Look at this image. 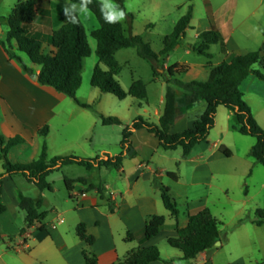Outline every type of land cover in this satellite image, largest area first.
<instances>
[{
  "label": "rangeland",
  "instance_id": "rangeland-1",
  "mask_svg": "<svg viewBox=\"0 0 264 264\" xmlns=\"http://www.w3.org/2000/svg\"><path fill=\"white\" fill-rule=\"evenodd\" d=\"M18 1L22 0H0L1 40H5L4 34L6 31V23L3 20ZM50 1L52 4L49 1L39 0L37 19L29 28L32 34H37L44 41L42 47L44 54L51 51L48 46V37L53 28L60 23L59 11L54 10L52 5H57L63 9L66 3L73 4L67 0ZM97 1L100 2V0ZM122 1L126 16L120 22L125 36L142 37L143 41L150 46L155 54L161 51L163 39L172 32L179 18L191 8L192 20L190 27L180 45L169 54L167 59L160 58L159 62L154 65L163 74L166 70L164 67L165 61L168 65L186 63L191 69L188 74L179 78L183 83L202 81L203 79V71L200 65L206 59L192 51L187 53V49L191 50L190 47L193 44L192 33L194 29H204L200 22L202 18L206 17L211 21L213 15L219 12L216 17H223L225 20L232 18V26L238 25L233 29L230 36L231 42L226 47L229 58L235 55L256 52L264 45V0ZM208 2L211 6L208 5ZM113 3L118 5L116 0H113ZM230 8L233 9L234 16L226 13L232 11ZM49 9L53 10L47 13L46 11ZM78 18L84 27L91 53L84 60L81 74L82 81L75 98L92 105L93 110H83L72 99L63 96V99L59 101L58 106L53 110L54 116L47 123L49 127L48 136L42 138L35 135L31 143L25 144L24 141L10 149L7 159L11 164H27L35 161L44 142L50 158L63 155L100 158L103 155L102 151H106V154L109 155L118 154L123 127L102 126L96 113L106 117H116L121 120L123 126L130 125L137 117H142L151 123L155 122L154 118H147L148 116L144 110L150 113L151 106L158 104L160 96L163 95L164 87L161 86V81L152 80L151 63L140 58L135 48L121 49L115 54L116 61L121 67V71L116 77L121 89L127 92L132 81L141 80L146 85V100H137L128 96L120 101L113 95L100 93L90 85L93 69L96 65L101 70L107 71V68L99 63L95 55L96 42L90 37V33L98 29L99 25L89 10L80 13ZM219 46L214 45L209 49V53L212 55L211 60L214 63L221 60L220 54L222 53L219 54V52L224 50L220 46L219 51ZM12 52L21 59L26 67L31 65L24 54L17 51ZM158 71L157 73H159ZM243 88L245 89V97L251 103L260 124L258 121L256 122L264 129V81L257 79L252 84L245 83ZM3 115L2 108V110L0 109V123L3 122V125L0 128V135L4 138V135L9 131L6 122L3 120ZM182 125L183 122L181 121L178 129ZM211 139L209 147L212 148L215 158L211 164L214 172L212 184L210 186H197L194 189L187 187L185 184L187 176L182 168V170L180 169L182 183L173 186L172 194L173 197H176L174 199L180 211H183L187 197L194 200L206 197L207 208L218 221L220 231L218 244L210 249L212 253H215L213 262L210 255L206 256L204 253L194 260L184 261L180 255H177L180 252L169 247L166 242H160L158 246L160 255L163 259L171 257V259L165 261L166 264L173 262L175 264H264V228L255 224V221L264 223V219L256 216L257 211L264 213V167L256 164L250 155L255 139L242 136L235 131L228 132L224 137V142L230 149V157L220 155L218 149L212 146L215 139H217L215 131L211 132ZM206 155H209V153L206 152ZM158 161L162 167H169L176 172L177 167L167 161L165 156L162 157L161 155ZM1 167L2 163L0 162V172L3 170ZM116 175L117 172L110 168L100 169V171H86L78 166L65 167L59 172L52 173L47 181L52 186L53 191L44 192V204L40 212L46 214L47 220H52L58 213L70 208V205L73 204L68 199V192L63 182L65 177H87L93 184L104 183L121 191L126 189L127 183L123 180L117 181ZM12 180L14 185L11 181L5 183L6 198L11 197L10 194L14 197L16 193L18 200L21 197H28L33 200L37 197V189L32 184L27 183L22 176H15ZM147 190V182L141 181L137 191L144 192ZM21 216L25 217L23 211H21ZM68 220L69 222L72 220L70 215L67 218ZM56 223L54 225H57ZM177 228L178 225L175 229ZM115 239L117 240V238ZM117 244H120L119 240ZM6 261V263L0 262V264L10 263L9 259H6ZM179 261L182 263H179Z\"/></svg>",
  "mask_w": 264,
  "mask_h": 264
},
{
  "label": "trees",
  "instance_id": "trees-1",
  "mask_svg": "<svg viewBox=\"0 0 264 264\" xmlns=\"http://www.w3.org/2000/svg\"><path fill=\"white\" fill-rule=\"evenodd\" d=\"M73 4H79L80 0H67ZM119 7L124 10L123 1L116 0ZM39 0L18 1L6 18L8 31L5 40L0 39V47L6 53L8 59L16 61L23 72H31L23 64L20 58L12 52V42L15 43L17 52L24 54L31 64L39 67L37 83L43 87L52 88L58 94L72 99L80 108L93 110L92 105L79 103L76 98L82 81L83 62L90 56V47L87 36L81 21L78 23L67 21L56 31L51 32L48 37V46L52 49L44 54L42 47L44 41L37 34L30 31L31 25L38 15ZM88 10L96 18L99 28L90 33V37L96 42L95 55L106 68L100 69L96 65L93 69L90 85L102 94H110L118 100L132 97L137 100L147 98L146 85L141 80L132 81L127 92H124L116 77L121 71V67L116 61L115 54L121 49L135 48L137 55L151 63L154 77L161 76L164 79L166 88L163 101V110L158 123H151L142 117L135 118L130 125L123 126L121 120L116 117H106L96 113L102 126H121L120 152L116 155L103 154L102 157L82 158L75 155H63L48 157L45 142L41 146L40 154L35 161L27 164H11L7 159L10 149L24 142L15 136L5 140L0 136V162L3 172L0 173V196L2 193L3 179L22 176L27 183L32 184L38 192H52V186L47 178L50 174L59 172L65 167L78 166L87 171L94 168L119 170L122 162L131 149L130 138L133 132L146 130L159 142L160 148L165 152L181 149L182 157L188 158L192 150L205 142L211 130L216 124V113L218 107H224L232 114V130L242 136L255 139V144L250 150V155L255 163L264 167V129H262L252 115L251 108L244 101V95L240 91L241 84L250 76H255L258 80L264 81V56L259 51L250 52L245 55H235L226 62L213 65L212 55L209 53L211 46L220 45L225 49L224 43L218 33L213 30L201 32L191 45L192 52L204 57L207 62L205 68L208 70L206 81H191L183 83L179 79L190 71L187 64H173L168 67L163 74H158L154 67L159 59H165L180 45L186 31L190 27L192 20V10L188 9L176 22L172 32L162 41V49L155 54L150 46L146 44L142 37H126L122 23L109 24L104 21L100 12V2L92 0ZM182 90L186 106H193L198 102L206 104L203 114L192 124V127L182 133L170 134V128L174 125L176 109V90ZM49 133L48 125L42 126L37 134L46 138ZM219 153L224 157H230V152L224 148H219ZM173 181L177 180L174 173H167ZM66 191L71 193L74 184L79 183L86 186V192L95 191L101 199L110 200L106 196L104 188L100 185L95 187L88 184L83 178L63 180ZM160 197L163 207L170 215L177 218L179 212L169 190L165 187L160 189ZM43 201H34L28 197L19 199V208L25 213L24 227L20 230L22 236L35 223L44 219V213L40 212ZM6 211V207L0 201V214ZM111 211V210H110ZM256 216L264 219V213L257 211ZM165 223L163 216H152L147 219L143 229V241L149 242L157 237ZM256 226L264 228V223L255 221ZM77 238L91 246L94 238L87 234L85 225L80 223L75 228ZM176 237L167 239L166 243L172 249L181 253V259L191 261L200 254L211 249L220 240L219 223L212 216L208 208H202L190 215L188 223L183 228L176 229ZM133 235L126 233L124 241L131 242ZM85 264H96L97 259L86 250L82 251ZM161 260L159 249L150 246L143 249H136L128 252L116 264H150Z\"/></svg>",
  "mask_w": 264,
  "mask_h": 264
},
{
  "label": "crops",
  "instance_id": "crops-1",
  "mask_svg": "<svg viewBox=\"0 0 264 264\" xmlns=\"http://www.w3.org/2000/svg\"><path fill=\"white\" fill-rule=\"evenodd\" d=\"M40 1H49L51 3L50 0ZM208 5L211 6L209 2ZM52 6L54 10L59 11L60 15V23L53 28V32L68 20L65 18L62 8L57 5ZM232 8L234 7L232 6ZM53 9H49L46 12L50 13L49 11ZM231 10L226 13L234 16V11L233 9ZM217 14L219 12L213 15L211 21L206 17L202 18L200 22L204 29H194L192 33L193 43L196 37L204 31L213 30L220 35L225 49L223 50L224 52L220 51L219 46V54L222 53L220 54L221 60L218 63H214L211 60L214 66L221 62H226L231 58L227 56L226 47L231 42L230 36L233 29L238 26H232V18L225 20L223 17H216ZM7 16L3 20L6 23L5 36L8 31ZM12 46V51H17L14 42H12ZM189 51L191 50L187 49V53ZM258 51L261 56H264V45ZM206 62L207 60L200 65L203 71V79L199 82H204L207 79L208 70L205 68ZM170 66L165 61V69ZM27 68L31 74L24 73L20 65L16 61L8 59L6 53L0 47V109L2 110L3 108V120L6 122V127L9 131V133L4 135V139L7 140L19 136L25 141V144L31 143L34 136L38 135V130L42 126L47 125L50 118L54 116L53 110L58 106L59 101L63 99V95L58 94L52 88L43 87L37 83L34 76L39 74V67L31 64ZM158 72V74H162L161 71ZM152 80L161 81L160 84L164 87L163 95L160 96L157 105L151 106L150 113L146 110L144 111L148 116L147 118H154V124H157L163 110L166 85L161 76L154 77L152 74ZM256 80L254 76H250L241 84L240 91L243 92L244 101L251 108L253 117L258 121L251 103L245 97V89L243 88L245 83L252 84ZM175 94V121L174 125L170 128V134L182 133L192 127V124L203 114L206 108L204 102H198L189 107L186 106L182 90H176ZM76 100L79 103L87 104L78 99ZM181 121L183 125L178 129ZM2 125L3 122L0 123V128ZM231 126L232 114L225 108L218 107L216 124L211 130V132L215 131L217 138L212 145L214 148L219 150L220 147H224L230 152V149L224 142V137L228 132L233 131ZM211 132L206 141L196 146L186 159L182 157L181 149L164 152L160 148L158 140L146 130L133 132L130 138L132 146L124 158L121 168L119 170L113 169L117 172V181L123 180L127 183L126 189L121 191L118 188L109 187L104 183L93 184L87 177H67L71 180L83 178L88 184L95 187L101 185L104 188L106 196H110V200L101 199L95 191L86 192V186L76 183L74 184L73 191L68 193L69 201L73 202L70 208L58 213L52 220H47L44 213V219L35 223L22 236L19 233L24 227L25 217L21 216L17 193L14 197H12V194H10L11 197H5V183L8 181L13 183L12 178L5 177L2 182V193L0 196L1 203L6 207V211L0 214V262L6 263V259H9L11 264H85L81 253L83 250H86L96 257V264H116L118 260H121L132 250L150 246H156L159 249L160 242H166L167 239L177 236L175 229L177 225L178 228L185 227L190 215L202 208H207L206 197L195 200L187 197L183 211L177 208L179 214L177 218H174L163 207L160 189L163 187L167 188L170 197L176 204V197H173L172 190L174 185L182 183V172L180 171L182 168L184 169L182 171L187 176L185 181L187 187L194 189L197 186H210L212 184L214 172L211 164L215 158L212 148L209 147L212 140ZM102 152L103 154L107 153L106 151ZM206 152L209 155H206ZM161 155L162 157L165 156L167 161H170L177 167L176 172L172 171L169 167L161 166V163L158 161ZM100 169L94 168L92 170L100 171ZM2 172L3 170L0 173ZM167 173H174L177 180L173 181L170 179ZM141 181L147 182V191H137ZM36 196L34 201L41 199L44 204V193L38 192ZM69 215L72 220L74 219L73 221H67ZM152 216H163L165 223L157 237L149 242H144L143 229L147 219ZM59 221H62V223H59ZM55 223L57 225H54ZM80 223L85 225L87 234L94 238L93 245L87 246L77 238L75 228ZM127 232L133 235L131 242L124 241ZM118 240L120 241L119 245L117 244ZM177 255L181 256V253ZM204 255H210L213 262L215 253H212L210 249L205 251ZM169 259L171 257H166V259L161 257L160 261L150 264H166L165 261ZM179 263L182 262L179 261Z\"/></svg>",
  "mask_w": 264,
  "mask_h": 264
},
{
  "label": "clouds",
  "instance_id": "clouds-1",
  "mask_svg": "<svg viewBox=\"0 0 264 264\" xmlns=\"http://www.w3.org/2000/svg\"><path fill=\"white\" fill-rule=\"evenodd\" d=\"M91 3L92 0H80L79 4L66 3L63 8L65 18L71 23H78L79 14L87 12ZM100 12L104 21L109 24L118 23L126 16L125 11L113 3V0H100Z\"/></svg>",
  "mask_w": 264,
  "mask_h": 264
},
{
  "label": "water",
  "instance_id": "water-1",
  "mask_svg": "<svg viewBox=\"0 0 264 264\" xmlns=\"http://www.w3.org/2000/svg\"><path fill=\"white\" fill-rule=\"evenodd\" d=\"M0 33H1V29H0ZM34 79L37 80V76H34ZM216 244H218V242Z\"/></svg>",
  "mask_w": 264,
  "mask_h": 264
},
{
  "label": "built area",
  "instance_id": "built-area-1",
  "mask_svg": "<svg viewBox=\"0 0 264 264\" xmlns=\"http://www.w3.org/2000/svg\"><path fill=\"white\" fill-rule=\"evenodd\" d=\"M59 223H62V221H59Z\"/></svg>",
  "mask_w": 264,
  "mask_h": 264
}]
</instances>
